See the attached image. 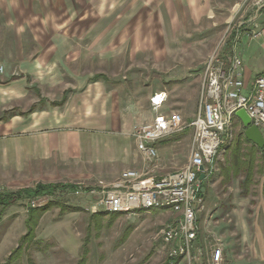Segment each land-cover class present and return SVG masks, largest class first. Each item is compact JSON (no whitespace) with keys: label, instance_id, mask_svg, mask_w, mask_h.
Instances as JSON below:
<instances>
[{"label":"rangeland","instance_id":"374dc122","mask_svg":"<svg viewBox=\"0 0 264 264\" xmlns=\"http://www.w3.org/2000/svg\"><path fill=\"white\" fill-rule=\"evenodd\" d=\"M263 4L264 0H0V65L4 67L0 76L9 68L6 57L13 64L11 73L19 72L15 50H48L51 43L38 42L43 36H85L89 39L63 45L91 51L89 69L104 71L108 82L124 84L129 94L142 99L152 89L167 91L166 111H178L189 123L199 107L208 60L214 53L231 54L234 48L239 53L245 39L262 31L263 26L253 21L264 13ZM259 41L263 46L256 53L262 59L264 34ZM103 54L106 58L100 59ZM143 109L149 115L147 123L154 110L149 103ZM234 126V139L219 149L214 169L202 183L203 200L195 204L200 221L197 264L209 263L216 240L223 247L224 264H264V202L258 200L264 161L258 153L249 184L244 170L228 172L231 149L244 132L238 118ZM192 134L186 127L160 146L158 142L157 148L165 149L159 152L155 169H148L133 144L131 168L147 177L184 168ZM108 166L115 171L97 172L94 180L61 181L74 187L0 204V264H189L187 258H171L173 245H166L161 235L177 219L172 209H142L119 216L93 213L95 197L74 193L78 185L99 189L115 184L123 169L118 172L116 163ZM36 183L12 172L0 193L33 188ZM47 206L29 233L30 211Z\"/></svg>","mask_w":264,"mask_h":264},{"label":"crops","instance_id":"0c3cea01","mask_svg":"<svg viewBox=\"0 0 264 264\" xmlns=\"http://www.w3.org/2000/svg\"><path fill=\"white\" fill-rule=\"evenodd\" d=\"M253 22L263 26L262 34L245 39L239 53L235 48L231 51L242 58L249 84L264 73V58L256 53L263 46L259 37L264 34V13L254 16ZM42 38L38 42L51 43L48 50L12 53L18 59V73H11L10 57L4 58L9 68L0 76V189L5 191L12 172L20 179H36L37 185L94 180L97 172L115 171L108 166L111 163L120 165L118 172L135 169L131 168V148L133 144L137 147L133 130L149 119L144 106L149 103L153 108L151 98L167 91L152 89L141 99L136 93H127L124 84L108 82L104 71H91V51L63 45L88 37ZM103 55L100 59L106 58ZM167 102L168 95L160 112L168 113ZM156 113L154 110L151 121ZM164 149L160 147L159 152ZM259 189L258 200L263 203L264 178Z\"/></svg>","mask_w":264,"mask_h":264},{"label":"built area","instance_id":"2783aa9c","mask_svg":"<svg viewBox=\"0 0 264 264\" xmlns=\"http://www.w3.org/2000/svg\"><path fill=\"white\" fill-rule=\"evenodd\" d=\"M3 71L4 67L0 65V72ZM166 101V93L151 98L157 113L152 121L137 125L133 137L149 165L148 169H155L160 160L157 143L190 127L193 134L187 165L149 177L137 169H126L111 186L91 189L78 185L74 193L95 197L90 206L93 213H135L159 207L172 209L178 213L177 219L161 231L163 241L166 245H173L171 258L184 257L189 264H197L199 258L194 252L200 221L195 204L203 200L202 183L212 173L219 149L234 139V119L238 118V110L245 109L252 124L261 131L264 128V73L249 84L244 77L243 60L238 54L214 53L205 68L194 119L188 123L179 112H160ZM202 173L205 174L204 180H201ZM208 264H224L223 247L218 240L213 244Z\"/></svg>","mask_w":264,"mask_h":264},{"label":"trees","instance_id":"16d2710c","mask_svg":"<svg viewBox=\"0 0 264 264\" xmlns=\"http://www.w3.org/2000/svg\"><path fill=\"white\" fill-rule=\"evenodd\" d=\"M251 144V148H245L244 144ZM232 159H231V166L228 167V172L231 170H234V172H239L244 170L248 173V181L249 184L251 181V174L254 171L255 168V157L258 153H260L262 156V159L264 161V149H260L256 144L249 141L244 132H241L237 142L232 147ZM261 172V171H260ZM67 187H74L70 186L69 184H60V183H38L33 188H23L20 189L17 192H2L0 195V204H3L4 202L10 203L11 201H16L21 197H37L41 195L44 192H56L58 189H64ZM48 209L47 207L38 208V209H32L30 211V216L27 220V225L29 228V233H32L35 226L37 225L38 220L42 217V213H44ZM108 214V213H107ZM124 213H116L112 214L115 216H119ZM18 251V250H16ZM83 264V262H82Z\"/></svg>","mask_w":264,"mask_h":264},{"label":"water","instance_id":"95a60500","mask_svg":"<svg viewBox=\"0 0 264 264\" xmlns=\"http://www.w3.org/2000/svg\"><path fill=\"white\" fill-rule=\"evenodd\" d=\"M236 115L241 120L244 127V134L246 138L256 144L260 149H264V134L255 124H252V118L245 109H240ZM203 169V168H202ZM205 179V174H201V180ZM205 188H202L204 192Z\"/></svg>","mask_w":264,"mask_h":264}]
</instances>
